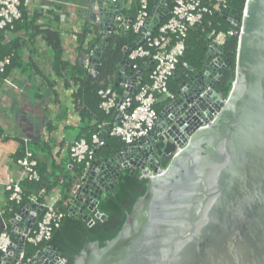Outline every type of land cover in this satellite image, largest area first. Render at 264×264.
Returning a JSON list of instances; mask_svg holds the SVG:
<instances>
[{"label":"water","instance_id":"water-1","mask_svg":"<svg viewBox=\"0 0 264 264\" xmlns=\"http://www.w3.org/2000/svg\"><path fill=\"white\" fill-rule=\"evenodd\" d=\"M168 1L154 0L143 31L152 34L168 14ZM92 3L103 44L85 53L89 77L98 73L120 8L103 0ZM222 17L232 26L241 24L226 99L215 90L224 62L219 56L212 60L215 46H208L200 67L175 73L182 80L146 137L110 156L96 153V160L76 171L67 193L70 215H82L89 225L94 223L89 212L107 198L122 170L140 171L147 183L116 236L103 246L86 242L72 264H264V0H245L242 17L234 11ZM90 35L92 40L95 34ZM129 49L117 65L115 86L125 80L122 71L132 68ZM126 81L128 89L134 87L133 78ZM42 197L9 219L15 241L0 253V264H66L46 247L23 256Z\"/></svg>","mask_w":264,"mask_h":264},{"label":"trees","instance_id":"trees-1","mask_svg":"<svg viewBox=\"0 0 264 264\" xmlns=\"http://www.w3.org/2000/svg\"><path fill=\"white\" fill-rule=\"evenodd\" d=\"M20 1L21 18L13 23V27L0 29V61L5 57L9 58V63L4 66L3 71L0 73V84L13 69L18 68L22 72H26L28 68L31 69L34 67L32 60H23L22 54L24 48L27 47V43H34L37 37L40 36L52 52L51 68L54 76L62 80L65 88L72 89L75 111L80 118L78 138L83 137L91 143L95 154L97 153L99 156L104 157L110 156L124 142L119 136L111 135L109 130H106L107 124L114 122L115 118L113 112L107 113L100 107L101 100L98 95V90L109 84H114L116 81L117 65L123 57L124 48L132 47L137 37V34L132 29V25L130 24L127 29H120L119 26L112 28L107 37L108 46L103 50L101 55L98 73L94 77H89L87 69L79 64H71L64 58L60 31L49 26L45 27L42 23L40 24L37 21L40 13L34 12L29 14L26 7V0ZM173 1H168V10L171 8ZM215 1L205 0L204 3L211 6ZM244 4L245 0H225L226 7L221 10L222 12L234 11L240 13L244 8ZM153 5L154 0H148L149 12H151ZM140 6V0H131L130 6L122 9V15L132 16L134 19ZM167 17L163 18L161 23ZM231 28L234 27L227 21V18L222 17L221 13L216 10H213L211 14H205L201 24L193 27L188 33L186 49L177 65L176 73L180 72V69L187 64V66L193 68L200 67L205 58L206 46L212 39L207 38V36L212 32L215 34L219 32L226 33ZM156 32L154 31L152 35H155ZM92 33L95 34V37L88 41L86 47H83L85 39ZM237 41L238 37L236 35L226 36L220 53L224 67L221 68V78L216 84L215 90L224 96L230 91L232 81L234 80ZM77 42L79 50L85 53L95 43L103 44L102 36L98 28L89 26H84L82 31L77 34ZM143 45L145 46V44ZM28 48L30 49V47ZM147 61V59L136 60L134 61L136 67L128 70L130 74H132L133 70L140 72L141 84L150 83L149 74L152 65ZM181 80L182 78L171 79L169 81L170 89L176 88ZM48 83L51 87L56 84V82L50 79H48ZM114 88L119 95H122L125 91L120 85L114 86ZM155 107L157 110H160L163 107V102L157 103ZM57 114L56 112L51 115L47 125L49 130L56 128L57 121L55 117ZM103 129H105L104 143L96 146L91 142V135L93 133L101 135V130ZM26 147L31 149L33 154L35 153L33 142L20 140V147L13 155L14 160L24 155ZM47 152L50 153V148H47ZM81 168H83L82 164L77 167V170ZM37 169L39 171V179H24L21 182L22 198L20 202L7 201L6 205L1 207L4 209V213L2 215L0 213V218L2 216L5 220H9L17 209L31 201L32 196L39 195L42 190L49 191L57 184L54 181L48 180L44 165L38 161ZM69 181V179H64L59 184L61 187V199L58 202L57 209L64 214L59 227L53 230L50 239L47 241L36 245L26 242L23 253L25 258L32 256L37 250L46 247L56 250L60 257L66 260V264H72L74 256L82 249L86 242L98 241L100 246H103L105 241L115 237L121 229L127 214L131 212L134 202L139 196L144 194L147 183V179L141 177L140 171L130 174L129 169L122 170L117 177L115 186L107 192V198L101 200L94 211L89 212L94 219V223L89 225L84 221L82 215L71 216L69 214L70 204L67 194L71 186ZM96 212L105 214L106 218L103 220L97 218L95 216ZM7 230L14 240L15 237L10 229ZM32 230H34V227Z\"/></svg>","mask_w":264,"mask_h":264},{"label":"built area","instance_id":"built-area-1","mask_svg":"<svg viewBox=\"0 0 264 264\" xmlns=\"http://www.w3.org/2000/svg\"><path fill=\"white\" fill-rule=\"evenodd\" d=\"M103 1L112 5L118 3V0ZM204 2L205 0H174L168 10L167 19L163 23H159L154 30L157 31L156 34L152 35L154 31L149 34V28L145 31L142 30L150 12L148 11V0H140L141 6L131 23L137 37L127 53V60L132 64V68L129 69L132 70L136 67L134 61L147 59V62L152 65L149 74L150 83H140V72L138 70H133L132 74L128 71H122L125 79L119 83L125 89L122 95H119L115 90L114 84H109L98 90L101 100L100 107L107 113H114L115 121L107 124V127H110L109 132L111 135L119 136L124 144H133L146 137L158 118L159 110L156 109V104L163 102L164 105L165 101L174 97V92L169 87V81L174 78L177 65L185 52L189 31L196 25L201 24L204 15L211 14L213 10L223 15L224 12L221 9L226 7L225 0H216L211 6L206 5ZM20 5V0H0V29L13 27V23L21 18ZM243 12L244 8L239 13L240 17H242ZM127 20L128 17L122 15L120 6L114 27L119 26L120 29H127L130 25L126 22ZM233 27L226 33L219 32L215 34L212 32L207 36V38L212 39L206 47L215 46L212 60L218 56L220 57L221 49L216 45H223L226 36H239L241 24L239 23ZM8 63V57L0 61V73ZM136 72H139V75H136ZM130 78H133L135 82L134 87L128 89L130 84L126 80ZM91 142L96 146L104 143L98 133L91 135ZM24 151V155L15 160L21 170L20 178L9 179L4 183V189L7 193L6 203L7 201L20 202L22 198L21 182L24 179L38 180L40 177L37 169V159L32 150L26 147ZM68 156L76 165L82 164L83 168L96 160L94 148L83 137L77 138L68 146ZM40 193H43V197L39 200L42 208L40 213L36 214L33 224L34 230H32V227L26 238L27 242L34 245L49 240L53 230L59 227L64 216L57 209L61 194L56 193V195H53L51 193V195L46 190H42ZM31 201L38 202V199L34 197ZM0 213L1 215L4 213V209L1 207ZM1 218L3 217L1 216ZM8 222L9 220L3 222V230L0 232V253L6 252L15 241L7 230L9 229ZM60 261L66 263V260L62 257H60Z\"/></svg>","mask_w":264,"mask_h":264},{"label":"crops","instance_id":"crops-1","mask_svg":"<svg viewBox=\"0 0 264 264\" xmlns=\"http://www.w3.org/2000/svg\"><path fill=\"white\" fill-rule=\"evenodd\" d=\"M118 3L121 9L128 8L131 0H118ZM90 6L93 11H90ZM26 7L29 14L40 13L37 20L40 24L60 31L64 58L87 69V55L78 48L77 34L84 26L98 27L93 21L92 12L96 15L97 9L92 0H26ZM92 37L90 34L87 36L83 47ZM22 58L32 60L34 67L26 72L15 68L0 84V207L6 205L4 183L21 176L13 158L20 147V140L34 143L37 161L44 165L48 180L57 183L49 194L60 195L59 184L64 179L71 180L78 167L68 156V146L78 138L80 125L72 89L65 88L62 80L54 76L52 52L40 36L34 43H27ZM187 65L177 72L178 75H183ZM48 79L56 82L55 86H49ZM56 112V128L49 130L48 122ZM4 130L8 131L7 135ZM47 148H50V153ZM38 196H32L31 200L34 197L38 199ZM6 221L0 218V232Z\"/></svg>","mask_w":264,"mask_h":264},{"label":"rangeland","instance_id":"rangeland-1","mask_svg":"<svg viewBox=\"0 0 264 264\" xmlns=\"http://www.w3.org/2000/svg\"><path fill=\"white\" fill-rule=\"evenodd\" d=\"M83 54H85L84 51H83ZM83 54H82V55H83ZM3 133L7 135V134H8V131H7V130H4Z\"/></svg>","mask_w":264,"mask_h":264}]
</instances>
